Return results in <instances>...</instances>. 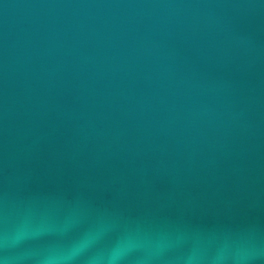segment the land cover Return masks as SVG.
<instances>
[{"label": "water", "instance_id": "1", "mask_svg": "<svg viewBox=\"0 0 264 264\" xmlns=\"http://www.w3.org/2000/svg\"><path fill=\"white\" fill-rule=\"evenodd\" d=\"M264 264V0H0V264Z\"/></svg>", "mask_w": 264, "mask_h": 264}, {"label": "clouds", "instance_id": "2", "mask_svg": "<svg viewBox=\"0 0 264 264\" xmlns=\"http://www.w3.org/2000/svg\"><path fill=\"white\" fill-rule=\"evenodd\" d=\"M53 264H54V262H53Z\"/></svg>", "mask_w": 264, "mask_h": 264}]
</instances>
